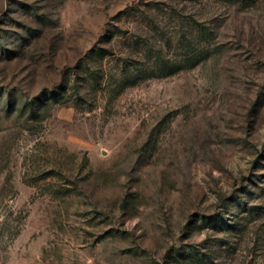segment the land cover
I'll use <instances>...</instances> for the list:
<instances>
[{
    "label": "rangeland",
    "instance_id": "374dc122",
    "mask_svg": "<svg viewBox=\"0 0 264 264\" xmlns=\"http://www.w3.org/2000/svg\"><path fill=\"white\" fill-rule=\"evenodd\" d=\"M0 264H264V0H0Z\"/></svg>",
    "mask_w": 264,
    "mask_h": 264
}]
</instances>
